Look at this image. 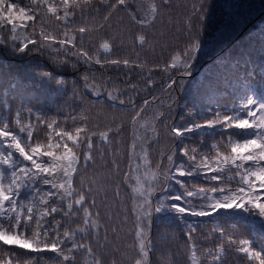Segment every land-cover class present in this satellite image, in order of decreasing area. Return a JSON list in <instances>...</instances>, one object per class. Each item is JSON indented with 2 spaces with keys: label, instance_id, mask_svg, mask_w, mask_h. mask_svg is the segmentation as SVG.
<instances>
[{
  "label": "snow or ice",
  "instance_id": "obj_1",
  "mask_svg": "<svg viewBox=\"0 0 264 264\" xmlns=\"http://www.w3.org/2000/svg\"><path fill=\"white\" fill-rule=\"evenodd\" d=\"M169 5L0 0V54L34 58L23 66H0V264H77L78 256L82 264H104L109 230L118 238L129 215L127 264H152L154 224L181 229L189 264H264V27L249 34L234 56L230 46L239 21L226 23L208 42L217 55L207 71L186 82L206 47L200 35L211 3L193 5L184 48L164 65L148 66L139 54L155 49L143 29L152 28ZM126 42L136 60L114 55L117 44ZM94 65L140 69L147 89L132 83L129 72L122 91L111 78L97 77ZM156 69L167 76L161 85L166 100L153 95L137 104L134 95L155 86ZM69 70L79 78L60 75ZM97 105L132 113L123 173L117 157L124 154L109 146L121 143L124 123L115 117L104 128L92 123ZM162 127L168 146L154 162ZM106 147L111 168L105 163L89 177L96 157L104 162ZM122 185L130 189V207L121 198ZM208 226L203 240L211 246L204 247L195 234ZM160 238L177 239L174 232ZM163 264H172L171 257Z\"/></svg>",
  "mask_w": 264,
  "mask_h": 264
},
{
  "label": "trees",
  "instance_id": "obj_2",
  "mask_svg": "<svg viewBox=\"0 0 264 264\" xmlns=\"http://www.w3.org/2000/svg\"><path fill=\"white\" fill-rule=\"evenodd\" d=\"M21 2L25 3L27 0H21ZM197 3L198 0H170V5L166 9L161 10V15L157 19L155 25L152 28L143 29V31L148 34L149 40L153 41L155 50L152 51L146 48L144 51L140 52V60H146L148 66H162L168 61L171 54H173L175 51L182 50L185 44L191 38L187 34L185 21L191 16L193 5ZM210 3L211 6L207 13L208 19L206 21L204 31L200 35V39L202 43H205L206 47L204 51L198 56V59L192 70V76L184 78L186 82L197 79L200 75L207 71V67L211 63V60L217 55V51H209L210 45L208 42L212 41L213 37L219 31L223 30L226 23H229L230 21H239V26L237 27L233 37V45L230 46L234 56L247 45L249 34L254 35L255 31L259 27H264V0H210ZM120 15L125 18V25H128L129 21L127 14L121 13ZM193 24V35H195V18H193ZM132 30L136 31V26H132ZM224 51H227V49L220 51V54L222 55ZM114 55L120 58H130L132 60L137 59L136 53L132 50V47L127 42L123 47L117 44V46L114 48ZM33 59V57H5L3 54H0V66L7 65L9 63L23 66L33 61ZM259 59L264 60V56H260ZM48 67L51 68V65H48ZM94 68L96 69L95 75L97 77H103L104 79L111 78L113 82H116L120 85L122 91L128 86L129 77L126 75V73L129 72L132 83H136L138 86H142L143 89H147V85L144 83L145 76L140 74V69H125L123 66L117 69L112 65H106L103 68L94 65ZM2 70L3 69H0V71ZM147 72L148 67H145L144 73L147 74ZM60 75L69 81H71L73 77L76 79L79 78V73H73L71 70L67 72H61ZM152 77L156 82L155 86L151 90H140L139 95H134V99L136 100L137 104L141 103L144 98L151 99V96L153 95L159 97L162 100H166L167 94L164 92L161 85L167 82V76L163 72L159 71V69H156L152 72ZM82 90L83 89L81 88V91ZM70 92L71 84L69 85V93ZM177 94H179V89H177ZM91 99H93L91 96L87 98V100ZM158 105L159 101H157L153 107H158ZM85 106L90 107L87 101ZM101 108L102 106L100 105H97L95 108H91V113L94 117H96L97 113H99L98 118L94 119L92 123H99L100 127L104 128L105 126L112 123L113 117L116 118L117 122H123L124 130L120 137L121 143L117 144V142L114 140L109 147L112 149L118 147L120 152L126 156L127 145L131 140V131L128 121L132 113H122L119 111L114 112L107 107H103L101 110ZM164 110L167 111L166 107ZM174 117L177 118V122L179 123V110L174 113ZM167 146V130L162 127L160 129L159 145L156 149L159 153L161 149H164ZM109 147L103 149L105 152L104 162H101L99 156H97L95 169H93L91 166L89 167V177L93 176L96 172H102L105 163L109 169L111 168L110 162L113 159V156L109 154ZM158 158L159 156L157 154L156 160ZM117 159L121 168H124L128 163L127 161H122V159L119 157H117ZM113 179H116V177H113ZM121 198H126L125 191L122 187ZM112 200V193L109 192L110 204L112 203ZM104 210L105 209L103 206H101V211L103 212ZM114 223H119V221H115ZM131 227L132 221L129 217L127 225H125L121 230L122 234L120 237L118 236V238L113 239V234L111 230H109L108 235L110 243L108 247L103 250L102 256L104 264H111L113 259L117 261V264H121V261H125V264H127V257H125L123 254L127 253L128 257L132 255V250L129 248V244L132 242L133 237L128 235V231ZM209 227L210 226L205 227L203 232H198L195 234L197 243L202 244L204 247L211 246L208 241L203 240V234L209 231ZM249 227H251V225H249ZM121 231H119V233H121ZM241 231H243V229H241ZM173 232L177 237L175 241H172L171 239L167 241L161 240L160 237L162 234L171 235ZM152 239L155 245V251L151 253L152 264H163L164 259L169 256L171 257L172 264H189L187 249L184 246L186 237L180 228L163 224H154L152 229ZM116 248L119 249L118 252L114 251ZM96 251L99 253L101 250L96 249ZM83 259L84 257L78 256L77 264H82Z\"/></svg>",
  "mask_w": 264,
  "mask_h": 264
},
{
  "label": "rangeland",
  "instance_id": "obj_3",
  "mask_svg": "<svg viewBox=\"0 0 264 264\" xmlns=\"http://www.w3.org/2000/svg\"><path fill=\"white\" fill-rule=\"evenodd\" d=\"M157 154H158V150L155 148L154 151L152 152V159H153L154 162L156 160ZM122 161H127V156H124V158L122 159ZM121 170H122L121 173H123L124 171H126L127 170V165L124 168H121ZM122 188L124 189L125 194H126V198H122V199H124L125 200V203L128 204L129 207H130V200L127 199V193L130 192V189H126V186H123V185H122ZM129 217L131 218V221H133L134 218L131 215H129ZM121 234H122V231H121V233H118V236L120 237Z\"/></svg>",
  "mask_w": 264,
  "mask_h": 264
}]
</instances>
